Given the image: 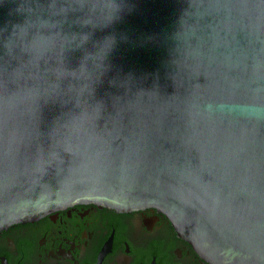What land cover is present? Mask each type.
Returning <instances> with one entry per match:
<instances>
[{
  "label": "water",
  "instance_id": "1",
  "mask_svg": "<svg viewBox=\"0 0 264 264\" xmlns=\"http://www.w3.org/2000/svg\"><path fill=\"white\" fill-rule=\"evenodd\" d=\"M75 203L264 264V0H0V232Z\"/></svg>",
  "mask_w": 264,
  "mask_h": 264
},
{
  "label": "flooded vegetation",
  "instance_id": "2",
  "mask_svg": "<svg viewBox=\"0 0 264 264\" xmlns=\"http://www.w3.org/2000/svg\"><path fill=\"white\" fill-rule=\"evenodd\" d=\"M112 231L100 264H208L178 237L168 218L150 208L114 211L75 203L31 222L12 223L0 232L6 264H94Z\"/></svg>",
  "mask_w": 264,
  "mask_h": 264
}]
</instances>
